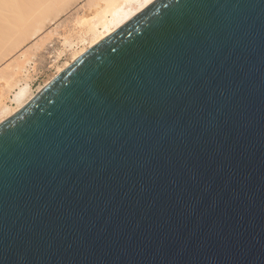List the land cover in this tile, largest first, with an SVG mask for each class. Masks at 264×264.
<instances>
[{
	"label": "water",
	"instance_id": "95a60500",
	"mask_svg": "<svg viewBox=\"0 0 264 264\" xmlns=\"http://www.w3.org/2000/svg\"><path fill=\"white\" fill-rule=\"evenodd\" d=\"M0 264H264V0H151L1 120Z\"/></svg>",
	"mask_w": 264,
	"mask_h": 264
},
{
	"label": "bare ground",
	"instance_id": "6f19581e",
	"mask_svg": "<svg viewBox=\"0 0 264 264\" xmlns=\"http://www.w3.org/2000/svg\"><path fill=\"white\" fill-rule=\"evenodd\" d=\"M150 1L0 0V121L77 55ZM77 2L81 12L74 9V14L63 17L79 6ZM52 40L58 42L52 54L55 72L33 91L29 81L36 70L35 56ZM62 55L65 59L57 63Z\"/></svg>",
	"mask_w": 264,
	"mask_h": 264
},
{
	"label": "rangeland",
	"instance_id": "374dc122",
	"mask_svg": "<svg viewBox=\"0 0 264 264\" xmlns=\"http://www.w3.org/2000/svg\"><path fill=\"white\" fill-rule=\"evenodd\" d=\"M77 3H75L73 6H75ZM79 4L80 3H78V5ZM74 9H77L79 12H81L80 5L78 7L76 5L69 12H67V14L63 15V17L67 16L69 14H72V13L74 14L75 13V12H73ZM70 12H72V13H70ZM57 43L58 42H56V40H52L50 43L46 44L45 48L41 49L36 54V56H35V65H36L35 68H36V70H35V72L33 71L32 77L29 81L30 87L33 91L36 89L37 86L44 83L46 78H49L50 76H52L54 74L55 64L52 63V57H53L52 54H54L53 50L57 46ZM64 56H66V55H62L60 57V59L57 61V63H60L61 61H63L65 59Z\"/></svg>",
	"mask_w": 264,
	"mask_h": 264
}]
</instances>
